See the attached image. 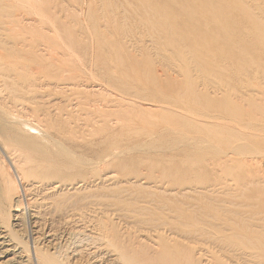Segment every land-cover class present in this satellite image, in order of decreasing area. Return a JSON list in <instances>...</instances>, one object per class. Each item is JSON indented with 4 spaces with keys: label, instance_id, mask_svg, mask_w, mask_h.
<instances>
[{
    "label": "rangeland",
    "instance_id": "rangeland-1",
    "mask_svg": "<svg viewBox=\"0 0 264 264\" xmlns=\"http://www.w3.org/2000/svg\"><path fill=\"white\" fill-rule=\"evenodd\" d=\"M197 1L157 9L172 34L152 1H0V185L21 196L9 222L45 264H130L166 243L186 264H264L213 233L264 216V0H227L231 55L202 47L183 64L188 45L171 41ZM18 20L35 42L19 66Z\"/></svg>",
    "mask_w": 264,
    "mask_h": 264
},
{
    "label": "bare ground",
    "instance_id": "bare-ground-1",
    "mask_svg": "<svg viewBox=\"0 0 264 264\" xmlns=\"http://www.w3.org/2000/svg\"><path fill=\"white\" fill-rule=\"evenodd\" d=\"M136 1L140 2V0H136ZM142 1H145V2H151L152 1L154 3V5H155L154 8L156 9V10H154L155 14H156L157 17L159 16L158 26L162 27L164 30L170 32V30H167V26H168L167 22H169L171 24H172V22L174 23L173 18H171L169 16V17H166L167 21H164V18H162V16L163 17L165 16L164 12L166 10L163 11V13L159 12L160 10H157L159 7L162 8L161 10H164V8L166 9V4L169 5V0H163L164 4L160 3L158 0L157 1H155V0H142ZM179 1H181V0H179ZM216 1L218 3V0H216ZM216 1L215 0H210V1H207V0H200L199 1L198 0L197 2H200L201 5H202V6H198V8L200 7V9H198V11L201 10L199 12V15L202 16V18H204L203 21H201L200 16L197 17L196 14H192V13L187 14L184 18L180 17V18H182V23L180 22L181 23L180 24V31L179 30L178 31L181 32L180 34H181V36L183 38L181 37L182 38L181 39L179 37L180 41H179V38H178V41H177V39L171 41V39H172L171 37H170V39H168L169 41H171V43L173 42L172 44H176L178 42L180 44V43L183 42L184 44L186 43V46L187 45L189 46V47L187 46V48H189L190 57H189V55L186 52H185V54H187L186 56H185V54H182V58L181 59H182V63L183 64H185L186 62H190L189 60H191V58H195L196 55L200 56L198 51L202 47H206V48H208V50L210 49V51L213 52V53L214 52L215 53L216 52H220V50H221L222 52H226V53H228V55H231L230 51L232 50V47H233V41H234V39H236V35L239 34L240 26L238 24H236L237 22L234 23V25L236 27H235V30H233L234 27H233V24L231 23L232 21H231V19L229 17L230 15H228V12H231V11H229V8H228L229 6H228L227 0H220L219 4L215 3ZM184 2H185V0H184ZM184 2H182V3H184ZM207 2H209V3H207ZM142 4L144 6V2ZM186 5L187 6L189 5V3L187 4V0H186ZM191 5L193 6V4H191ZM182 6H184V5H182ZM182 6H180V7H182ZM194 7H195V3H194L193 8ZM226 7H227L226 11H228V12L225 13ZM184 8L188 10V8H186V7H184ZM193 8L191 7L190 9H193ZM4 9H5V6L0 5V13L2 11H4ZM178 10H180V9H178ZM183 11H184V9L182 11H180L179 14L181 15V12H183ZM17 13H18V15L20 14L19 12H16V15H17ZM183 13H185V12H183ZM179 14H177L178 17L180 16ZM245 14L243 15V17H242V14H241V17L243 18V21L245 23L247 22L248 25H252L253 21L251 20L250 13L248 15H245ZM171 15H172V13H171ZM177 16H175V17H177ZM175 17H174V19H177ZM21 18H23V17H21ZM180 18H178V19H180ZM196 18H198V19L200 18L199 21H201V22L197 23L198 19H197V22H196ZM220 18H222V19H220ZM21 21L25 22L23 20H21ZM21 21L18 20L17 24L14 22L16 25L9 23V24H11L10 25L11 27L17 26V29H18V32H17V36L18 37L16 38V43H18V48H17V51L14 54L15 55L14 60L10 61L12 63L17 64L18 66L20 65L19 60H20L21 56H24L23 53H25L27 51V48L29 46L30 47H34L35 46V44H34L35 42L33 43V41H34L33 38H31V39H29L28 37L27 38H25V37L21 38V28H22ZM229 21H231V22H229ZM0 22H3L1 16H0ZM230 23L232 25H230ZM239 24L241 25L240 22H239ZM174 25H177V24L175 23ZM231 26L233 27V29H232L233 32L232 33H231ZM162 28H160V30ZM166 31L164 33L163 30H162V32L164 34H166ZM191 31H193L194 33H192ZM169 32H167V34H169ZM180 34H178V35H180ZM165 37L166 36H164V38ZM168 37H169V35H168ZM174 37H176V36H174ZM160 38H162V37H160ZM262 39L264 41V38L260 35L259 38H258V42L260 41L261 44L263 43ZM166 41H167V39H166ZM162 43H164V41ZM166 43H169V42H165L164 44H161V45L162 46L164 45V46H166L168 48L169 45H171V44H167L168 45L167 46ZM0 48H1V51H2L3 54H7V47H6L5 44H3V41L0 42ZM174 50H175V48H174ZM49 52L51 53V51H49ZM180 55H179V57H180ZM206 57L207 58H204L203 61L201 62L202 65H205L204 61H208L209 63L211 62L210 61L211 58L209 56H206ZM196 61H198V60H196ZM179 66H181V65L179 64ZM205 81L206 82L210 81V78L204 79L203 82H201V83H203L205 85V87H207V84L205 83ZM201 87L204 88L203 85ZM197 88L198 87H196L195 90H197ZM193 90H192V93H193ZM195 93L198 94V91H196ZM194 94H192V95H194ZM184 96H185V94H184ZM235 108H237V107H235ZM245 114H247V113H245ZM17 121H19V119H17ZM100 131L101 130H99V132ZM108 140H110V139H108ZM115 142H117V141H115ZM263 144H264V142H263ZM114 145H117V144L115 143ZM1 147L4 148V146H2V145H1ZM114 155H116V154H114ZM0 179H2V178H0ZM11 182L14 183V181H11ZM13 196L14 195L12 193V190H9L8 193H4V191H3V189L1 188V185H0V264H25L28 261H30L32 253H34L36 255V259H35L36 260V264H45L44 263V258L39 256L40 253L38 252V247L36 245V242H35V245L32 248L33 249L32 250L30 245L27 244L26 241H24V239H25L24 236L19 234L17 232V230L15 229V227L17 226L16 222L15 223L14 222H12V223L9 222L10 221V213H8L6 211L7 204L10 203V205L12 204L13 206L18 207L19 203L21 202V196L20 197H15L14 199H12ZM256 201H261V200L258 199ZM249 205L251 206V204H249ZM248 208L250 209L249 206H248ZM28 212H29V215L31 217L35 216L33 210H31V211L29 210ZM230 212H232V211H230ZM237 213H240L241 216H244V214H248L247 212L245 213L244 211L243 212L242 211H237L236 214ZM249 213L252 214V215H256V214L260 213V211H258V210L254 211L253 210L252 212H249ZM214 215L217 218V217H220L221 214L217 213V214H214ZM224 215H227V214H224ZM226 217H227V219H222L224 222L221 225V229L227 230L228 233L224 234L225 231L216 230V232H213L214 234H220L222 236L223 235L226 236L225 238H230V239L231 238H236V239H238V240H240L242 242L251 243L250 246H251L252 249L255 250L256 248H258V249H261L263 251V253H264V239H263L264 235H261V234H264V216L256 218V220L258 221V223L260 225L258 223L256 225L255 224L252 225V224L247 223L246 221H244L243 223L240 224L238 220L232 219V218H230L228 216H226ZM217 222H219V221H217ZM259 228H261V229H259ZM33 240H34V238H33ZM166 244L167 245L163 246V251H165V253L163 252L160 255V252H162V251H160L158 253V257L157 258L154 259V258H151L149 255H144V254L135 255V257H133V259L132 258L129 259V263L130 264H186V262L183 261V259H184L183 256L185 254H183V255L180 254V252L183 249L179 252L178 251L179 247H177L176 245H174V244L168 245V243H166ZM49 264H51V263H49Z\"/></svg>",
    "mask_w": 264,
    "mask_h": 264
}]
</instances>
